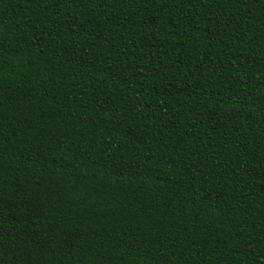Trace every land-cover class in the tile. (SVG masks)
<instances>
[{
	"label": "trees",
	"instance_id": "obj_1",
	"mask_svg": "<svg viewBox=\"0 0 264 264\" xmlns=\"http://www.w3.org/2000/svg\"><path fill=\"white\" fill-rule=\"evenodd\" d=\"M0 264H264V0H0Z\"/></svg>",
	"mask_w": 264,
	"mask_h": 264
}]
</instances>
